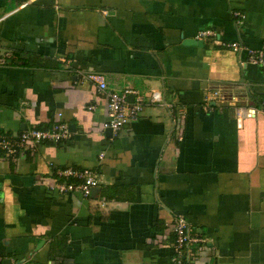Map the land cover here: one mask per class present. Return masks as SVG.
I'll list each match as a JSON object with an SVG mask.
<instances>
[{"label":"crops","instance_id":"0c3cea01","mask_svg":"<svg viewBox=\"0 0 264 264\" xmlns=\"http://www.w3.org/2000/svg\"><path fill=\"white\" fill-rule=\"evenodd\" d=\"M202 31L264 52V0H0V141L68 130L0 149V264H172L177 216L208 241L194 264H264V67ZM78 71L161 101L112 136ZM67 168L98 190L51 191Z\"/></svg>","mask_w":264,"mask_h":264},{"label":"built area","instance_id":"2783aa9c","mask_svg":"<svg viewBox=\"0 0 264 264\" xmlns=\"http://www.w3.org/2000/svg\"><path fill=\"white\" fill-rule=\"evenodd\" d=\"M232 18L237 26L243 27V14L234 12L232 13ZM205 38H211V44L213 46L228 49L233 53L244 51L247 55V61L250 64L264 67L263 51H254L238 41H223L215 33L210 31H202L197 36L198 40ZM3 63L4 59L0 57V64ZM77 79L79 84L86 82L95 84L97 90L105 96L107 100L108 121L104 124V128L110 129L112 136H116L125 125L137 121L146 106L156 105L161 101V95L158 92H152L145 98L143 95L131 91H124L122 93L110 91L108 90L105 79L98 74H83L78 71ZM128 96H133L132 102L128 101ZM254 111L264 114V108L262 107ZM172 119L176 130L179 131V116H173ZM236 121L237 127L240 128L242 119L237 118ZM67 135V125L59 121L49 130L41 131L30 129L28 131H23L15 139L1 140L0 149L4 151L7 156H15L18 152H21L30 145L39 144L44 141L58 143L65 140ZM57 177L60 181H56L50 186L51 191L63 194L78 193L85 198L90 196L93 188L97 187L99 181L96 172L91 170L61 169L57 172ZM170 227L174 237L171 247L172 264H194L197 257L204 249H210V247L207 246V239H202L198 235H195L193 228L184 216L175 217Z\"/></svg>","mask_w":264,"mask_h":264},{"label":"water","instance_id":"95a60500","mask_svg":"<svg viewBox=\"0 0 264 264\" xmlns=\"http://www.w3.org/2000/svg\"><path fill=\"white\" fill-rule=\"evenodd\" d=\"M187 44L188 45H197V46H200V47L202 46V43L201 42H197V41H191V42H189ZM132 100H133V96H128V101L132 102ZM107 131L111 134V130L110 129H107ZM96 190H98V189L94 188L91 193L94 194L96 192Z\"/></svg>","mask_w":264,"mask_h":264}]
</instances>
